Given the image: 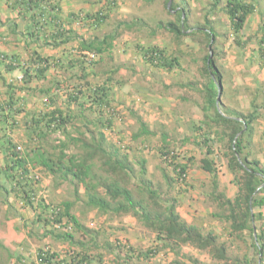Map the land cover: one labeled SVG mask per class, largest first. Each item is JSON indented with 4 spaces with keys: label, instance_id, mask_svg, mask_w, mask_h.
Segmentation results:
<instances>
[{
    "label": "rangeland",
    "instance_id": "obj_1",
    "mask_svg": "<svg viewBox=\"0 0 264 264\" xmlns=\"http://www.w3.org/2000/svg\"><path fill=\"white\" fill-rule=\"evenodd\" d=\"M88 1L96 8L102 0ZM115 1L116 5L111 6L100 25L95 27L94 24L82 25L77 22L69 34V41L64 43L66 52L76 54L80 59L84 55L78 44L80 37L89 39L115 32L117 35L112 46L96 55L90 63L86 61L85 55L83 69L79 64L76 69L75 64L69 67L68 71L64 67L63 72L55 75L58 86L53 82L52 89H57L54 92L61 94L68 86L83 82H86L84 86L88 89L95 85H105L109 88L108 108H113L115 114L112 120L110 119V126L101 127L107 141L127 155L135 172L139 171L140 161L144 159L145 177L160 193V198H175L178 214L188 223L198 226L202 232L215 233L218 241L227 246V254L231 259L242 261L246 256L251 257L253 252L250 234L244 233L241 238L231 234L228 224L212 216L216 205L201 194L202 186L208 183L207 173L199 168V159L203 156L206 146L200 145L202 135L199 132L197 135L194 127L204 118L203 97L199 90L206 82L202 73L203 57L209 51L210 58L214 56L218 72L223 78L225 93L224 96H219L222 98V104L232 106L242 113L255 109L260 111V116L253 124L251 147L258 159L264 163V110L257 106L264 101V66L259 60L256 38L246 40L248 35H254L261 15L255 12L248 17L241 34V41L244 42L239 45L229 28L227 16L221 10L209 12L206 0H184V5L179 4L177 8L181 5L185 7L182 17L186 16V24L190 27L186 32L201 28L208 13L214 31L217 32L215 42L211 46L201 34L194 37L186 35L176 41L169 32L155 28L160 21L175 20V11L171 9L173 0H170L169 6V0H152L149 3L142 0ZM224 1L220 0V4ZM137 19L144 25L138 22L131 24V28H126L125 21L132 23ZM122 21L124 23L120 25L119 22ZM149 45L165 47L167 53L178 58L179 66L167 70L145 61L140 48ZM211 49L214 50V55ZM45 95L39 92V101L45 98ZM62 97L64 98V95ZM57 101L66 108L63 99ZM251 103H254L256 108H252ZM70 107L75 119L74 126L69 127V132L76 137L79 133L87 135L88 130L83 123L86 120L97 121L96 110L87 106L79 109L76 103ZM108 116V112L101 113L103 119ZM137 116L145 121L152 133L142 134L135 139L132 136L139 131ZM88 129L93 132L96 130L92 123L88 124ZM62 137V134L52 132L43 139L32 141L17 134L13 140L21 146L22 152L31 150L34 155L38 151L43 153L46 159H55L59 153L57 139ZM210 138L214 140L216 134H211ZM215 148H222V143L217 142ZM164 150L175 151L178 160L188 164L186 181H169V178L174 176V171L161 158V152ZM65 151L77 152L74 144ZM34 158L38 160L36 156ZM3 159L0 153V242L5 247H0V264H38L36 254L43 248H49L60 256H65L68 250L78 251L79 246L71 247L68 241L56 237L58 233L62 234L66 230L74 235L75 240L88 242L87 245L91 246L90 255H100L101 258L92 259L90 264H191L192 259H198L201 264H223L222 261L213 259L206 251L188 245L180 247L177 254L160 248L158 254L150 255L148 249L157 248L159 242L154 232L139 224L131 215L109 218L106 214L97 212L85 203L86 197L81 185L75 192L76 184L59 181L39 164L35 165L36 168L33 166L34 173L40 178L35 186L37 198L44 196L51 203L73 202L72 214L83 227L90 230L88 233L94 238L90 241L88 233L83 234L74 229L71 223L44 225L41 220H37V211L23 202L19 195L21 192L17 194L13 191L8 179L3 176ZM35 159L33 160L36 161ZM218 174L219 186L226 190L228 196H233L237 188L231 182V174L223 165L219 167ZM261 223H264V217L254 223L253 235L255 233L256 236L258 231L264 233ZM92 242L96 248L92 247Z\"/></svg>",
    "mask_w": 264,
    "mask_h": 264
},
{
    "label": "trees",
    "instance_id": "obj_2",
    "mask_svg": "<svg viewBox=\"0 0 264 264\" xmlns=\"http://www.w3.org/2000/svg\"><path fill=\"white\" fill-rule=\"evenodd\" d=\"M15 1L21 5L25 4V8L28 10L38 9L37 14L34 13L28 17L30 19L26 27V35L33 40H39L40 36L45 37L44 34L47 33V45L53 47L69 41V34L72 32L69 28L71 21L80 22L83 25L94 24L97 27L105 20L111 6L116 5L115 0H102L103 3L96 11L79 12L63 18L59 16L58 4L53 1L49 0L51 4L47 8L44 7L45 10L40 6L42 0ZM142 1L149 3L152 0ZM206 1L209 12L215 13L217 10H221L227 16L229 28L236 36L239 45L244 42L241 41V34L248 17L255 12L261 15L262 18L254 35H248L246 40L250 41L253 37L256 38L259 60L264 66V0H225L221 4L220 0ZM179 4L184 5V0H178V2L173 0L171 4V9L175 11V20L160 21L155 25V28L169 32L176 41L186 35L194 37L201 34L206 43L212 46L217 32L214 31V25L209 19L208 13L204 17L201 28L186 32V29L190 27L186 24V16L182 17L185 7L181 5L178 9L177 5ZM138 22L144 25L140 19H137L132 23L125 21L126 28H131V24L134 25ZM123 23L124 21L119 22L120 25ZM116 35L115 32H111L102 37L93 36L89 39L80 37L78 44L84 55L77 60L81 64H85V53L93 52L95 55L103 53L112 46ZM140 49L144 60L153 66L167 70L179 66L178 58L167 53L165 47L149 45ZM211 52L214 55L213 49ZM29 54V58L23 59V62L20 61V63L8 64L2 59L0 62L13 69L19 68L24 81L44 78L45 71L54 61L36 50L30 51ZM210 56L211 53L208 51L203 57L202 73H204L206 82L199 90L203 97L204 118L199 121L200 124L196 123L197 125L194 127L197 135L198 132L202 135L200 145L206 146L203 156L199 159V168L207 173L208 183L202 186L201 194L216 205V211L212 213V216L228 224L231 234L236 238H241V235L247 232L250 234L252 258L245 255L246 258L242 261L231 259L227 254V246L224 242L218 241V236L215 233L202 232L198 226L188 223L178 214L175 198H160V193L151 186V182L145 177L144 159L140 161L139 171L135 172L127 155L122 153L116 145L107 141L103 128L105 125H111L115 111L113 108H108L109 88L105 85H95L88 89L87 86H84L86 82L73 86L69 84L70 86L61 94L54 92L57 89H52L53 83L40 89V93L46 94L44 102L48 107L43 112L32 113L24 120L23 126L27 130V139L32 141L43 139L52 132H58L63 137L57 139L56 146L59 148V153L55 159H46L43 153L37 151L34 155L39 161L34 158L31 150L26 152L18 150L17 144L13 140V133L17 125L15 114L24 110L23 106L17 103L13 95L7 99L0 98V153L4 158V166L1 170L3 176L8 179L13 191L17 194L21 192L19 195L23 202L37 211V220H41L44 225L71 223L74 229L83 234L90 232L72 214L73 202L51 203L44 196L37 198L35 186L39 183L40 178L35 176L34 167L39 164L43 165L45 171L57 177L59 181H70L76 184L75 192L81 185L84 188L85 203L96 209L97 212L106 214L109 218L131 215L136 218L139 224L154 232L155 238L159 242L157 248L148 249L150 255L158 254L160 248L171 250L170 252L177 254L180 247L188 245L206 251L213 259L222 261L223 264H264V233L258 231L255 237L253 235L254 223L264 217V163L258 159L251 147L253 124L260 116V111L255 109L249 113H242L236 111L232 106L222 104L220 97L225 93L223 78L218 72L214 56L211 58ZM53 64L59 65L56 62ZM73 65L68 64L65 66V70ZM80 67L85 68L84 65H80ZM53 82L56 83V79ZM218 90L220 97L216 103ZM57 99H63L62 102L67 109L63 108ZM74 103L78 104L79 109L87 106L97 112V121L86 120L83 123L88 130L87 135L79 133L80 135L76 137L69 132V127L74 126L75 114L70 109ZM250 105L252 108L255 106L254 103ZM257 106L264 110V101ZM103 112L109 113L107 119L101 117ZM79 114L81 115V112ZM137 120L139 131L132 138L136 139L142 134L152 133L141 117L137 116ZM90 123L96 128L94 132L88 129ZM75 128L78 129V127ZM213 133L216 134L214 140L210 138ZM217 142L222 143V148L219 150L215 148ZM71 144H74L77 152L67 153L65 151ZM161 158L174 171V176L168 177L169 181L184 182L187 180L188 164L180 162L175 151L164 150L161 152ZM222 165L231 174V182L237 188L233 196H228L226 190L219 186L218 172ZM168 185L170 186L169 182ZM257 208L259 211H255ZM263 228L264 223H261V230ZM87 235L92 241L94 238L92 234L88 233ZM56 237L68 241L71 247L79 246L78 251L68 250L65 256H60L49 248H43L36 254L38 264H90L92 259L100 257L99 254L90 255L91 246L87 245L88 242L75 240L74 235L67 230L62 234L58 233ZM92 243V247L96 248L95 243ZM0 247L5 248L1 242ZM191 264L201 263L198 259H192Z\"/></svg>",
    "mask_w": 264,
    "mask_h": 264
},
{
    "label": "crops",
    "instance_id": "obj_3",
    "mask_svg": "<svg viewBox=\"0 0 264 264\" xmlns=\"http://www.w3.org/2000/svg\"><path fill=\"white\" fill-rule=\"evenodd\" d=\"M50 1L58 4L59 16L63 18L79 12L86 13L95 8V5L93 7L92 2L90 3L88 0ZM50 1H41L42 4L40 6L43 10L51 4ZM101 3L103 2L101 1ZM101 3L97 5L98 8ZM24 5L25 4H18L15 0H0V56L5 55L6 58H12L18 62L29 58L30 51L36 50L44 56H49V58L54 61L53 63L56 62L59 64L55 66L52 63L45 71L44 78L24 81L21 77L22 74L19 68L13 69L0 62V98L7 99V97L13 95V98L15 97L17 103L23 106L24 109L15 114L17 125L13 137L19 134L22 138L27 139V130L23 126L24 120L30 117L32 113L43 112L48 107L47 104H45L46 102H44L46 97L42 98L41 101L38 99L40 89L51 85L53 80L56 79L55 75L63 72L64 67L68 64H75V69L78 64H82L77 60L76 54L66 52L64 44L57 47L47 45V33L44 34L45 37L40 36L39 40H33L26 35V27L30 19L28 17L31 14H37L38 9L28 10L25 8L26 5ZM75 24L76 21H71L69 26L71 31L76 27ZM66 71H68V69Z\"/></svg>",
    "mask_w": 264,
    "mask_h": 264
},
{
    "label": "built area",
    "instance_id": "obj_4",
    "mask_svg": "<svg viewBox=\"0 0 264 264\" xmlns=\"http://www.w3.org/2000/svg\"><path fill=\"white\" fill-rule=\"evenodd\" d=\"M2 58V57H1ZM95 58V54L92 52V53H88V55H87V57H86V60H87V62H91L93 59ZM4 59V61L6 62V63H13V64H15L11 59H9V58H7V59H5V58H3ZM23 62V61H22ZM19 148V147H18Z\"/></svg>",
    "mask_w": 264,
    "mask_h": 264
},
{
    "label": "clouds",
    "instance_id": "obj_5",
    "mask_svg": "<svg viewBox=\"0 0 264 264\" xmlns=\"http://www.w3.org/2000/svg\"><path fill=\"white\" fill-rule=\"evenodd\" d=\"M77 23V22H76ZM83 25V24H82ZM91 53V52H90ZM85 59H86V57H87V55H88V53H85ZM5 55H1L0 56V60L2 59V60H4L3 58H5V59H7L6 57H4ZM2 57V58H1ZM95 57H96V55H95ZM9 59H11L15 64L17 63V60H14V59H12V58H9ZM95 59V58H94ZM94 59H93V61H94ZM18 63H20V61H18ZM88 63H90V62H88ZM4 64V63H3ZM9 64V63H8ZM21 77H22V75H21ZM19 147V148H18ZM17 148H18V150H20L21 151V146L20 145H17ZM35 176L36 177H38V175L36 174V172H35Z\"/></svg>",
    "mask_w": 264,
    "mask_h": 264
},
{
    "label": "water",
    "instance_id": "obj_6",
    "mask_svg": "<svg viewBox=\"0 0 264 264\" xmlns=\"http://www.w3.org/2000/svg\"><path fill=\"white\" fill-rule=\"evenodd\" d=\"M169 3H170V0L168 1V6H169ZM219 96H220V91L218 90L217 96H216V103H218ZM254 236H255V233H254Z\"/></svg>",
    "mask_w": 264,
    "mask_h": 264
}]
</instances>
